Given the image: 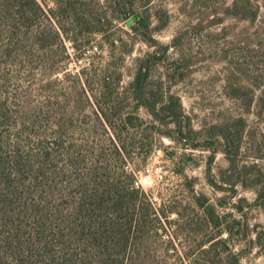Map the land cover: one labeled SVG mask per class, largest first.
Returning a JSON list of instances; mask_svg holds the SVG:
<instances>
[{
  "label": "rangeland",
  "instance_id": "obj_1",
  "mask_svg": "<svg viewBox=\"0 0 264 264\" xmlns=\"http://www.w3.org/2000/svg\"><path fill=\"white\" fill-rule=\"evenodd\" d=\"M38 1L50 21L0 36V264H99L78 213L106 175L156 212L125 264L214 260L202 198L239 263L264 264V0ZM140 66L149 101L178 97L182 116L135 113ZM111 94L121 140L86 98ZM219 251L216 264L233 263Z\"/></svg>",
  "mask_w": 264,
  "mask_h": 264
},
{
  "label": "trees",
  "instance_id": "obj_2",
  "mask_svg": "<svg viewBox=\"0 0 264 264\" xmlns=\"http://www.w3.org/2000/svg\"><path fill=\"white\" fill-rule=\"evenodd\" d=\"M41 16L50 21L38 0H0V36L6 33L10 35L9 38L17 41L21 33H26L34 28ZM50 32L51 34L57 33L52 28ZM147 74L146 67L140 66L130 86L136 102L135 113H138L140 109H145L158 121H161L159 118L162 115H170L173 119L182 116L183 105L178 97H170L168 105L162 107L158 106V102L149 101L150 98L145 93ZM81 83H84V81L82 80ZM108 84L110 83L105 81V87ZM86 98L93 107L92 112L95 116V122L105 129H112L114 134L121 140L123 131H118L115 123L119 115L116 111L119 103L114 99V96L111 94L108 98L104 97L102 101L95 98L96 102L91 100L92 98H89V96ZM2 120H4L3 108L0 106V123L3 122ZM133 120V116H128L122 121L123 127L126 129L129 124H134ZM136 120L139 121L137 123L141 124L142 121L139 118ZM48 123H50V119ZM1 140L0 136V146L2 148L3 142ZM114 148L119 157L127 153L124 144L119 145L116 143ZM47 155L50 156V153H47ZM196 201L206 214V224L202 231L205 240L201 243V247L207 244L209 246L207 253L214 254V260L209 258L205 260L206 264H216L215 259L221 257L219 251L221 245L229 252L228 257L233 261L232 264H240L238 255L227 247L230 240L221 239L222 217L217 214L214 206L209 204L208 199L202 198ZM79 209L78 218H82L84 225L94 230L92 241L94 249H97L100 253L99 264H125L124 261L128 258L127 253L131 251L132 246L138 242V239L146 234L149 219L153 214H156L146 197H141L139 190L122 179L113 178L109 175H106L105 181L103 180L97 188L90 190L88 194L82 195ZM231 229L226 228L227 235L230 238L232 236ZM135 233L138 236L141 234V236L136 237Z\"/></svg>",
  "mask_w": 264,
  "mask_h": 264
},
{
  "label": "built area",
  "instance_id": "obj_3",
  "mask_svg": "<svg viewBox=\"0 0 264 264\" xmlns=\"http://www.w3.org/2000/svg\"><path fill=\"white\" fill-rule=\"evenodd\" d=\"M148 184H149V178L148 177H140L135 182V187L136 188L145 187Z\"/></svg>",
  "mask_w": 264,
  "mask_h": 264
},
{
  "label": "water",
  "instance_id": "obj_4",
  "mask_svg": "<svg viewBox=\"0 0 264 264\" xmlns=\"http://www.w3.org/2000/svg\"><path fill=\"white\" fill-rule=\"evenodd\" d=\"M133 21H134V19H132V20L129 22V24H132Z\"/></svg>",
  "mask_w": 264,
  "mask_h": 264
}]
</instances>
